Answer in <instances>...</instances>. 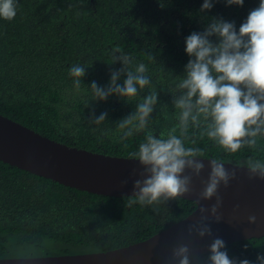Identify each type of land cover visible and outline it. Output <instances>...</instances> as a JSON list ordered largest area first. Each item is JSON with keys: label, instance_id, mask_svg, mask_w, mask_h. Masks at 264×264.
<instances>
[{"label": "trees", "instance_id": "1", "mask_svg": "<svg viewBox=\"0 0 264 264\" xmlns=\"http://www.w3.org/2000/svg\"><path fill=\"white\" fill-rule=\"evenodd\" d=\"M202 3L164 0L162 7L161 0H19L16 17L0 20V114L69 146L131 157L144 133L121 141L117 124L135 110L136 101L115 95L91 99V82L108 86L111 72L123 67L120 61L111 63V50L119 48L148 68L152 88L140 91L137 100L150 91L158 94L146 131L166 136L178 129L174 99L181 90L174 82L191 59L185 38L203 32L213 17L234 21L238 29L259 0H245L242 7L220 0L200 12ZM76 63L91 65L78 90L68 74ZM125 78L122 73L118 82ZM102 112L107 119L101 125L90 122L93 113ZM201 131L190 128L185 143L199 148L203 157L239 165L264 161V139L256 147L225 153ZM134 199L78 190L0 160V258L105 252L146 240L197 206L180 197L155 208L128 205ZM224 250L236 264L242 259L256 264L257 254H264V237ZM208 257L209 251L190 262L210 264Z\"/></svg>", "mask_w": 264, "mask_h": 264}, {"label": "clouds", "instance_id": "2", "mask_svg": "<svg viewBox=\"0 0 264 264\" xmlns=\"http://www.w3.org/2000/svg\"><path fill=\"white\" fill-rule=\"evenodd\" d=\"M217 2L220 0H203L200 12L211 10ZM223 2L225 6L242 7L245 0ZM18 3L19 0H0V20H13L18 12ZM161 6H164V0H161ZM184 50L191 59L185 65L184 75L174 82L175 88L181 90L174 99L178 129H172L166 136L146 131L158 94L150 91L137 100L140 91L152 88L144 63H135L130 54L113 48L111 63L120 61L123 67L111 72L107 87L91 82V99L106 100L115 95L127 102L136 101L135 110L117 124L121 141L144 133L137 150L130 153L143 166V178L135 180V199L127 201L128 205L138 203L155 208L191 191L192 175H186V169L199 176L205 165L197 159L203 157L202 151L185 143L190 128L202 129L201 136H206L225 153H236L245 146L256 147L258 140L264 139V0H259L258 6L249 12L238 29L234 21L213 17L203 32L193 31L185 38ZM90 66L76 63L69 67L68 74L73 78L74 89H80L86 68ZM122 73L126 75L123 84L118 82ZM106 119V112L99 116L93 113L90 122L99 126ZM101 132L107 135V130L101 129ZM209 160L211 171L200 196L205 200L216 198L211 207L212 214L216 215L222 204L218 189L221 184L227 187L236 177V171H229L220 159ZM246 167L250 178L264 179V161H249ZM256 219V216H250L249 222L255 223ZM192 230L200 237L211 234L210 228L203 223L191 225L189 231ZM224 249V240L216 238L209 247L210 264H236ZM188 253L186 245L173 250L179 264H191ZM239 264L252 262L242 259ZM256 264H264V254H257Z\"/></svg>", "mask_w": 264, "mask_h": 264}, {"label": "water", "instance_id": "3", "mask_svg": "<svg viewBox=\"0 0 264 264\" xmlns=\"http://www.w3.org/2000/svg\"><path fill=\"white\" fill-rule=\"evenodd\" d=\"M197 159L205 167L199 176L186 169L185 174L192 175L191 191L180 197L195 202L196 209L146 240L105 252L0 258V264H179L173 250L181 245L189 248L192 259L208 252L216 238L228 245L264 237V179L250 178L246 165L224 162L229 171L235 169L236 177L227 187L221 184L218 192L222 204L213 215L211 207L216 198L200 196L212 158ZM0 160L65 186L111 197L134 196V182L143 178V166L132 157L69 146L2 114ZM250 216H256L255 223L249 222ZM201 223L210 228V235L200 237L195 230L189 231L191 225Z\"/></svg>", "mask_w": 264, "mask_h": 264}]
</instances>
